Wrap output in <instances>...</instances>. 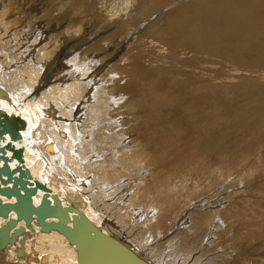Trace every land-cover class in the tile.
Masks as SVG:
<instances>
[{
  "label": "bare ground",
  "instance_id": "bare-ground-1",
  "mask_svg": "<svg viewBox=\"0 0 264 264\" xmlns=\"http://www.w3.org/2000/svg\"><path fill=\"white\" fill-rule=\"evenodd\" d=\"M51 1L61 27L0 0V128L22 136L0 144L149 264H264V0ZM20 227L0 264L79 263L58 230Z\"/></svg>",
  "mask_w": 264,
  "mask_h": 264
},
{
  "label": "water",
  "instance_id": "water-1",
  "mask_svg": "<svg viewBox=\"0 0 264 264\" xmlns=\"http://www.w3.org/2000/svg\"><path fill=\"white\" fill-rule=\"evenodd\" d=\"M7 134L15 140L22 138L18 128L3 121L0 142ZM0 145V160H3V164H0V196L16 198L14 202H3L0 198V216L8 218L12 210L16 214L0 227V251L7 243L14 241L16 234L24 231L23 227L16 228L14 232L10 231L19 220H24L27 226L36 222L41 225L42 230L55 229L64 234L76 245L78 264H149L125 244L94 226L78 208L71 204L64 206L55 194L49 197L51 190L39 180L32 181L30 171L23 163V152L16 148L11 139ZM8 149L12 151L11 156L5 153ZM11 157L16 158L20 164L12 168L8 162ZM39 189L44 193L37 204L33 197L38 194ZM70 212L73 213L72 216ZM47 217H55L57 221H47ZM20 252L21 250L19 254Z\"/></svg>",
  "mask_w": 264,
  "mask_h": 264
},
{
  "label": "rangeland",
  "instance_id": "rangeland-1",
  "mask_svg": "<svg viewBox=\"0 0 264 264\" xmlns=\"http://www.w3.org/2000/svg\"><path fill=\"white\" fill-rule=\"evenodd\" d=\"M23 4H22V6H23V8L24 9H28L27 10V12L28 13H30V15H32V14H35V13H37V12H39L38 14H37V18H33V21H36V25L40 22L41 23V27H46L47 25H51L52 23L54 24V27H61L60 25H57L56 23H55V20L54 19H50V11L52 10V8H54V5H53V1H51V0H23ZM41 9L43 10V11H41ZM56 13H57V10L54 12V14L56 15ZM29 15V17L31 18V16ZM71 19L69 18L67 21V23L69 24V25H71L70 27H74V23H72L71 21H70ZM82 22H84V20H81V24L79 23L78 25H76L75 27H77V28H75L74 27V29L72 30V31H70V33L68 34V37L66 38V42H68L67 41V39H69L70 38V36H72V39H75V40H77L76 42H79L80 40H82V38H83V36L85 35V31H84V29H85V25H84V23H82ZM31 23V22H30ZM32 24H34V22H32ZM31 27H32V25H31ZM89 27H90V24H89ZM75 37H74V36ZM98 35H100V34H98ZM97 35V36H98ZM74 37V38H73ZM80 39V40H79ZM75 40H73V41H71V42H69L68 43V46L69 47H71L72 46V44L73 43H75ZM54 42V41H53ZM52 41H49V38H48V36H46V39H44L43 40V43L44 44H48V45H50L51 43H53ZM66 42L62 45V47H65L66 46ZM31 49H32V47H31ZM50 49V48H49ZM22 50V48H20L19 49V51H21ZM69 50H70V48L67 50V52H69ZM16 52H18V51H16ZM32 52H33V50H32ZM67 52H65V53H67ZM117 56H119V55H117ZM28 58V57H27ZM35 59V58H34ZM23 60V59H22ZM27 61H28V59H27ZM130 138V137H129ZM98 147L96 146V151L95 152H100V151H98V149H97ZM106 152H109V150H107ZM101 153V152H100ZM112 154V153H111ZM107 155V154H106ZM116 156H118V154L116 155ZM107 156H105V159H104V161L106 160V162L108 161L107 160ZM93 159V158H92ZM105 162V163H106ZM238 178V176H236L235 177V175H231L230 176V178L227 180V182H228V184L229 183H231V182H234L236 179ZM255 179V178H254ZM252 182H255L254 180H252ZM236 184V183H235ZM231 185L229 184L227 187L228 188H226V191L229 193V194H231V193H233L232 194V196L234 197L235 196V193H234V191H237V190H242L243 188H244V186H242V185H235L234 186V184H233V188H231L230 187ZM209 188H207V189H204V191L203 192H207V191H209L208 190ZM233 189V190H232ZM227 192H224V193H227ZM237 194H241V193H239V192H237ZM202 198L204 197V196H201ZM221 197V196H220ZM236 197V196H235ZM234 197V198H235ZM202 198H201V200H202ZM234 198H230L229 200H233ZM197 205H198V203H196ZM223 204H226V203H223ZM132 229H133V227H132ZM220 229V227L218 226L217 227V230H219ZM132 232H134V231H131L130 233H132ZM133 236H135V234H133ZM131 239H133V238H131ZM1 257H2V254H1ZM149 259H151L152 260V257H148ZM154 260H155V262H157V258H153ZM2 260V259H1ZM154 260H152L153 262H154ZM3 264H8L7 263V261L5 260L4 262H3ZM159 264V263H158Z\"/></svg>",
  "mask_w": 264,
  "mask_h": 264
}]
</instances>
